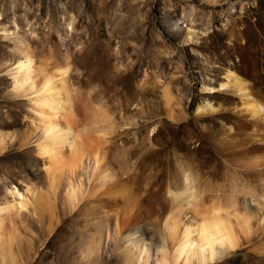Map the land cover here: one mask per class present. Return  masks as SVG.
<instances>
[{
	"label": "rangeland",
	"instance_id": "rangeland-1",
	"mask_svg": "<svg viewBox=\"0 0 264 264\" xmlns=\"http://www.w3.org/2000/svg\"><path fill=\"white\" fill-rule=\"evenodd\" d=\"M18 47L64 72L110 165L106 178L84 160L73 205L64 182L49 192L36 134L22 145L32 117L13 91ZM229 71L264 109V0H0V207L25 203L3 219L14 240L0 264H126L139 238L158 250L168 189L186 177L199 205L249 216V234L210 264H264V115L220 89Z\"/></svg>",
	"mask_w": 264,
	"mask_h": 264
},
{
	"label": "bare ground",
	"instance_id": "bare-ground-1",
	"mask_svg": "<svg viewBox=\"0 0 264 264\" xmlns=\"http://www.w3.org/2000/svg\"><path fill=\"white\" fill-rule=\"evenodd\" d=\"M22 47L15 50L14 59L10 63L12 68L9 70L13 78L15 96L26 97L30 105L32 132L25 137L22 145H28L31 137L35 136L33 134H36L35 149L37 155L47 165L45 172L49 192L56 191L64 182L65 200L73 205L77 197L82 195L80 182L77 184L74 178L76 170L83 167L84 160L87 161L86 169L96 171L103 168V175L106 178L110 177L111 168L103 150L98 149L100 145H97L98 148L95 145L99 138L95 130L87 127V124H82L83 117L79 116L81 114L76 113L75 116L72 110L71 93L69 94L67 88L58 80L64 72L57 75L51 70L55 63L53 62V65L51 61L52 67H49L51 56L47 55V59L49 57L47 60L46 53L41 54L45 57L44 60L38 58L34 61L32 52ZM219 87L238 94L242 107L252 117L264 115L263 107L252 98L246 84L232 72L226 74L225 82ZM84 114L88 117L89 113ZM94 115L99 116V113ZM77 116L81 118L80 121ZM191 187L190 180L186 177L179 187L173 191L168 189L170 207L168 206L169 210L162 218V247L154 251L143 238L136 239V243L126 250L128 252L126 264H210L238 246L240 232L249 234V216L241 215L219 204L205 206L203 202H199L202 203L199 205L198 197ZM12 195L15 196V193ZM13 198L15 202L16 197ZM40 199L42 197L38 200L37 210L44 204V199ZM4 200L6 202L0 207V257L2 262L12 263L10 252L14 237L5 238L3 235V219L10 216L18 206L24 208L25 203L21 201L19 204L17 202L12 204L11 201L12 203L8 204L9 200L6 198ZM188 213L191 214L190 217ZM186 216L188 218L184 221L183 217Z\"/></svg>",
	"mask_w": 264,
	"mask_h": 264
}]
</instances>
